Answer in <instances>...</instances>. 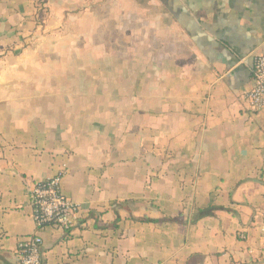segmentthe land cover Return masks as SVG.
I'll list each match as a JSON object with an SVG mask.
<instances>
[{
  "label": "crops",
  "instance_id": "crops-1",
  "mask_svg": "<svg viewBox=\"0 0 264 264\" xmlns=\"http://www.w3.org/2000/svg\"><path fill=\"white\" fill-rule=\"evenodd\" d=\"M264 0H0V264L65 173L42 264H264Z\"/></svg>",
  "mask_w": 264,
  "mask_h": 264
},
{
  "label": "built area",
  "instance_id": "built-area-1",
  "mask_svg": "<svg viewBox=\"0 0 264 264\" xmlns=\"http://www.w3.org/2000/svg\"><path fill=\"white\" fill-rule=\"evenodd\" d=\"M252 87L243 94L244 101L254 113L264 111V52L254 59L251 71ZM65 173L34 184L29 194L37 232L19 241V264H42L44 240L42 232L48 227L71 233L80 222L81 207L62 189ZM264 240V214L261 225Z\"/></svg>",
  "mask_w": 264,
  "mask_h": 264
}]
</instances>
